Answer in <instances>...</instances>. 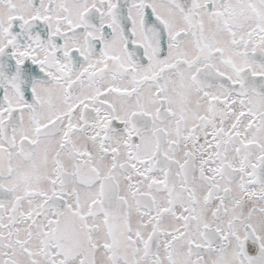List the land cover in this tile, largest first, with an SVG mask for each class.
<instances>
[{
  "label": "snow or ice",
  "instance_id": "snow-or-ice-1",
  "mask_svg": "<svg viewBox=\"0 0 264 264\" xmlns=\"http://www.w3.org/2000/svg\"><path fill=\"white\" fill-rule=\"evenodd\" d=\"M0 264H264V0H0Z\"/></svg>",
  "mask_w": 264,
  "mask_h": 264
}]
</instances>
